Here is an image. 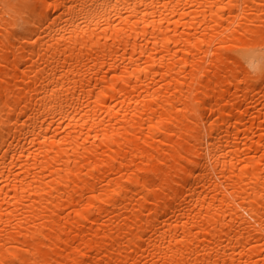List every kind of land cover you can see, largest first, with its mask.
Instances as JSON below:
<instances>
[{
  "label": "bare ground",
  "instance_id": "bare-ground-1",
  "mask_svg": "<svg viewBox=\"0 0 264 264\" xmlns=\"http://www.w3.org/2000/svg\"><path fill=\"white\" fill-rule=\"evenodd\" d=\"M0 264H264V0H0Z\"/></svg>",
  "mask_w": 264,
  "mask_h": 264
}]
</instances>
